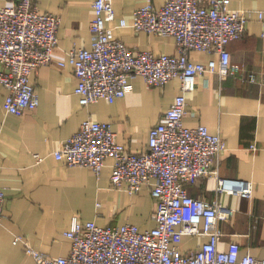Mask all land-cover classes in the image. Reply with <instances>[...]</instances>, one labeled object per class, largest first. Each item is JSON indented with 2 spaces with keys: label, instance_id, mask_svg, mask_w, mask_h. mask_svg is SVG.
I'll use <instances>...</instances> for the list:
<instances>
[{
  "label": "built area",
  "instance_id": "obj_1",
  "mask_svg": "<svg viewBox=\"0 0 264 264\" xmlns=\"http://www.w3.org/2000/svg\"><path fill=\"white\" fill-rule=\"evenodd\" d=\"M93 7L91 46H74L68 52V63L77 79L75 92L82 105L102 99L114 102L126 96L137 77L151 87L178 78L181 92L151 126L146 149H127L118 141L110 121L86 118L55 157L71 166H87L97 176L112 158L113 186H125L130 194L144 185L152 186L155 225L141 229L131 222L99 225L74 219L64 233L72 244L68 255L50 256L33 248L22 236H16L15 243L23 242L37 264H264V258L241 255L237 242L227 249L219 247L224 235L220 223L228 221L235 210L218 199L193 197L188 186L213 175L219 193L252 197L254 184L221 176L218 163L226 149L223 136L204 124L188 126L184 121L186 92L195 89L199 75L211 71L226 78L240 73L228 44L243 37L252 11L231 8L229 0H165L160 7L147 0L135 9L132 27L174 37L178 52L170 54L131 48L116 37L107 24L116 18L114 0H94ZM258 16L263 19L264 12ZM60 24L61 17L40 11L37 0L0 5V86L9 90L4 102L7 113L22 115L39 105L31 75L53 61ZM127 25L122 19L121 26ZM192 51L217 53L219 59L196 61ZM245 78L257 80L253 72ZM251 148L256 151L258 146L253 143ZM5 198V189L0 186V222ZM185 236H206L207 240L184 252L181 243Z\"/></svg>",
  "mask_w": 264,
  "mask_h": 264
},
{
  "label": "crops",
  "instance_id": "obj_2",
  "mask_svg": "<svg viewBox=\"0 0 264 264\" xmlns=\"http://www.w3.org/2000/svg\"><path fill=\"white\" fill-rule=\"evenodd\" d=\"M19 0H0L8 5ZM147 0H114L116 18L107 24L116 37L135 49L157 53H177L172 36H163L132 27L133 13ZM160 7L165 0H152ZM94 0H37L40 11L58 14L61 24L59 43L53 61L31 75L39 105L22 115L7 113L4 107L7 87L0 86V186L5 189L0 222V264H37L25 250L29 244L50 256L68 255L71 240L64 233L74 219L92 220L99 225L131 222L141 229L155 225L156 200L152 186L144 185L135 194L125 186L116 188L111 180L113 159L108 158L100 176L82 165H68L57 159L59 150L86 118L110 121L118 141L127 149L148 147L149 130L181 92L176 78L162 86H148L142 77L133 80L126 96L114 102L100 100L84 106L75 92L77 79L68 52L74 46L90 47V22ZM231 8L252 11L243 37L228 44L232 62L240 66L236 75L220 78L206 71L197 77L196 87L186 92L185 124L206 125L220 133L226 149L218 163L224 177L251 180L252 197L219 193L213 175L190 184V195L204 200H220L235 212L220 223L224 232L219 247L237 242L240 253L264 258V0H229ZM125 19L129 25L121 26ZM191 57L203 63L218 60L217 53L192 51ZM60 61L66 62L60 65ZM253 72L257 80L245 76ZM258 149L254 151L251 144ZM35 154L41 156V160ZM206 236H185L181 248L188 252L206 241Z\"/></svg>",
  "mask_w": 264,
  "mask_h": 264
}]
</instances>
